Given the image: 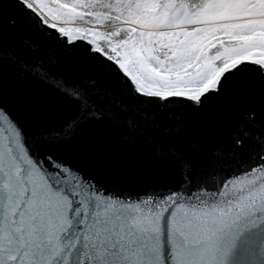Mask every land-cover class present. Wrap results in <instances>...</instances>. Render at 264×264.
I'll list each match as a JSON object with an SVG mask.
<instances>
[{
    "label": "snow or ice",
    "instance_id": "obj_1",
    "mask_svg": "<svg viewBox=\"0 0 264 264\" xmlns=\"http://www.w3.org/2000/svg\"><path fill=\"white\" fill-rule=\"evenodd\" d=\"M0 264H264V0H0Z\"/></svg>",
    "mask_w": 264,
    "mask_h": 264
}]
</instances>
